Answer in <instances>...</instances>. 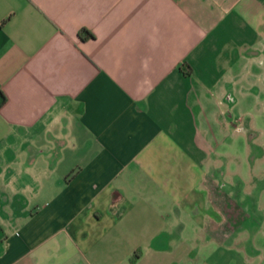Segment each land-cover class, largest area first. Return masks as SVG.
Segmentation results:
<instances>
[{"label": "crops", "instance_id": "0c3cea01", "mask_svg": "<svg viewBox=\"0 0 264 264\" xmlns=\"http://www.w3.org/2000/svg\"><path fill=\"white\" fill-rule=\"evenodd\" d=\"M0 91V264H253L264 0H0Z\"/></svg>", "mask_w": 264, "mask_h": 264}, {"label": "rangeland", "instance_id": "374dc122", "mask_svg": "<svg viewBox=\"0 0 264 264\" xmlns=\"http://www.w3.org/2000/svg\"><path fill=\"white\" fill-rule=\"evenodd\" d=\"M264 109V107H263ZM262 120H264V110H262ZM263 130H264V125H262ZM263 149H264V140L262 143ZM246 149L243 148L241 145V156L240 158H237L240 160L241 163V170L244 169L245 167V159H246ZM262 161L264 164V150L262 151ZM225 163L230 164L232 162L236 163L237 161H234V158L229 160L227 157L225 158ZM262 164V165H263ZM244 172V171H242ZM254 175L258 179L260 177V173L255 172ZM261 179L264 180V172H261ZM251 180L250 175L247 173H242L241 174V200H243L245 197H247V201H245L244 204L241 205L244 208H247V211L244 212L241 209V229L245 231H241V245L244 247L245 255L249 260L253 262V264H264V235L259 236V235H253L254 229L256 230L258 228H261L264 230V199L262 200L261 203V212H254L253 211V194H254V189L249 187V181ZM263 191V197H264V188L262 189ZM245 196V197H244ZM257 207V206H256ZM245 213V214H244ZM237 213L235 214L234 210L231 209L230 211V221L228 222L229 227H235L237 226ZM237 239V238H236Z\"/></svg>", "mask_w": 264, "mask_h": 264}, {"label": "trees", "instance_id": "16d2710c", "mask_svg": "<svg viewBox=\"0 0 264 264\" xmlns=\"http://www.w3.org/2000/svg\"><path fill=\"white\" fill-rule=\"evenodd\" d=\"M78 36H79V38L84 39L86 37H90L91 34L86 29L82 28L79 30ZM3 102H4V96H3L2 92L0 91V105ZM136 258H137V253L136 252L132 253L131 257L129 258L128 263L133 264V262L135 261Z\"/></svg>", "mask_w": 264, "mask_h": 264}]
</instances>
